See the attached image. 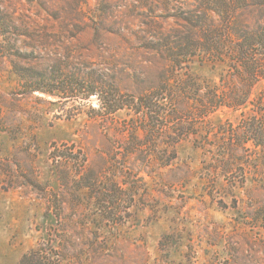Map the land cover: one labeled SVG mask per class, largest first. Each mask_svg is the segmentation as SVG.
<instances>
[{
	"label": "rangeland",
	"instance_id": "obj_1",
	"mask_svg": "<svg viewBox=\"0 0 264 264\" xmlns=\"http://www.w3.org/2000/svg\"><path fill=\"white\" fill-rule=\"evenodd\" d=\"M200 1L0 0V128L8 130L0 132V264H19L49 238L66 255L62 264H264V79L250 88L229 76L227 63L200 54L182 72L219 85L223 97L250 95L242 108L192 121L198 138L175 146L177 164L190 170L187 184L159 187L128 164L146 197L127 214L107 218L65 203L59 221L24 185L30 173L62 196L48 160L53 143L74 145L98 170L134 118L128 111L96 116L97 95L29 92L26 75H74L101 89L147 92L166 66L155 47L187 34L183 18ZM247 126L261 146L239 144ZM233 155L241 163L224 172L221 157Z\"/></svg>",
	"mask_w": 264,
	"mask_h": 264
},
{
	"label": "trees",
	"instance_id": "obj_2",
	"mask_svg": "<svg viewBox=\"0 0 264 264\" xmlns=\"http://www.w3.org/2000/svg\"><path fill=\"white\" fill-rule=\"evenodd\" d=\"M212 14L217 18H211ZM247 16L253 19L251 23L245 20ZM183 21L186 35L176 40L167 37L166 44L155 47L166 66L158 84L147 92H120L108 85L101 89L74 75L57 78L37 73L26 75L25 88L29 92L74 99L97 95L98 108H91L96 116L113 117L119 111L134 116L123 126L129 135L125 133L123 141L113 142L104 167L98 170L89 165L86 154L74 145L53 143L48 160L63 197L30 173L24 174V185L44 197L47 209L57 221L65 203L73 211L92 207L107 218L127 214L137 199L146 197L145 190L141 191L136 184L135 175L127 172L128 164L133 169H144L150 179L158 181L159 187H170L171 183L182 186L190 181L189 168L177 164L175 146L189 136L198 138V122L192 121L205 119L223 107L242 108L250 95L248 90L242 96L230 93L223 97L219 85L211 87L206 79L182 72L199 54L210 63H227L229 76L243 79L250 88L255 81L264 79V0H202ZM225 39L232 41L225 43ZM0 132L8 130L0 128ZM255 132L247 126L243 131L246 138L242 136L239 144L252 142L261 146L259 139L253 137ZM221 158L225 160L224 172L241 163L234 155ZM163 172L167 173L164 177ZM67 196L71 201L66 200ZM147 206L143 204L142 208ZM53 242L49 238L39 248L27 252L19 264H62L66 255L57 252Z\"/></svg>",
	"mask_w": 264,
	"mask_h": 264
}]
</instances>
